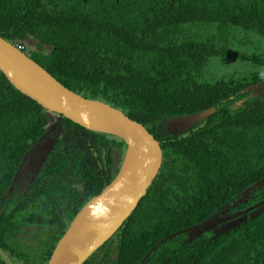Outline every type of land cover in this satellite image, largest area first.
I'll return each mask as SVG.
<instances>
[{
    "label": "trees",
    "instance_id": "16d2710c",
    "mask_svg": "<svg viewBox=\"0 0 264 264\" xmlns=\"http://www.w3.org/2000/svg\"><path fill=\"white\" fill-rule=\"evenodd\" d=\"M0 36L162 146L147 196L85 264H264V212L219 237L179 235L146 259L264 180V91L254 92L264 83V0H0ZM211 109L184 134L169 130L168 122ZM50 114L0 71V264H49L77 215L120 172L123 140L61 116L71 138L26 195L11 193ZM254 194L237 210L264 201V186Z\"/></svg>",
    "mask_w": 264,
    "mask_h": 264
},
{
    "label": "water",
    "instance_id": "95a60500",
    "mask_svg": "<svg viewBox=\"0 0 264 264\" xmlns=\"http://www.w3.org/2000/svg\"><path fill=\"white\" fill-rule=\"evenodd\" d=\"M0 71L18 91L49 113L63 116L88 131L117 137L127 145L120 172L115 180L81 210L49 261V264H85L121 230L147 196L164 162L162 146L145 126L109 104L84 98L69 90L27 53L20 51L1 36ZM262 91L264 83L254 89L257 94ZM215 112V109H211L190 117L174 119L168 123L169 130L173 134H184L188 129L205 122ZM55 143L52 141L45 149L46 153L42 155L43 161L36 174ZM263 186L264 180L246 191L243 194L244 199L241 198L243 203L248 202L257 188ZM238 205L239 203H235L232 208ZM263 212L264 201L231 217L229 220L233 221L226 226L224 234L250 218H257ZM218 221V216H215L201 225L169 237L158 244L146 259L160 246L179 235L188 234L194 240L211 232Z\"/></svg>",
    "mask_w": 264,
    "mask_h": 264
},
{
    "label": "flooded vegetation",
    "instance_id": "af4514ba",
    "mask_svg": "<svg viewBox=\"0 0 264 264\" xmlns=\"http://www.w3.org/2000/svg\"><path fill=\"white\" fill-rule=\"evenodd\" d=\"M65 129L68 130L66 133H65ZM70 131L71 130L69 129V127H66L62 124L61 116H58L57 120L52 121V124L47 134L40 140V143L36 144L32 148L30 154L24 159L23 164L21 165L20 170L15 177L14 185L12 186L11 193L15 191V188L16 190H18L20 194H24V195H26L31 190V188L33 187V185L35 184L38 178L40 170L44 166L43 165L42 168L39 170V173L36 174V171H38L39 169L40 163L43 161L42 155L46 153L45 149L49 147L52 141L56 142L51 151L52 153L53 150L59 145V142L61 140L68 141L67 139L71 138L70 134L73 133H70ZM92 154H95L94 150H92ZM114 155L116 158L118 157L116 150L114 151ZM235 203L236 204L239 203V205L236 208H232L233 206L227 205L224 210H222L220 213L216 215L218 216V220L220 221H218L216 227L211 231L215 237H219L224 234V230L226 229V226L230 224L231 221H233V220H229L231 217H235L236 215L245 212L247 210V209L237 210L241 205L244 204L242 199H238V201H236ZM233 210L236 212H232ZM185 235H187L186 242L192 241V239H190V236H188V234Z\"/></svg>",
    "mask_w": 264,
    "mask_h": 264
},
{
    "label": "rangeland",
    "instance_id": "374dc122",
    "mask_svg": "<svg viewBox=\"0 0 264 264\" xmlns=\"http://www.w3.org/2000/svg\"><path fill=\"white\" fill-rule=\"evenodd\" d=\"M262 46H264V41L260 42ZM229 70L227 69V66L222 70V73H228ZM57 115L50 114L51 121L57 120ZM255 195V194H254Z\"/></svg>",
    "mask_w": 264,
    "mask_h": 264
},
{
    "label": "built area",
    "instance_id": "2783aa9c",
    "mask_svg": "<svg viewBox=\"0 0 264 264\" xmlns=\"http://www.w3.org/2000/svg\"><path fill=\"white\" fill-rule=\"evenodd\" d=\"M20 51H23V52H25V50H26V48H25V46L23 45V44H17V45H15Z\"/></svg>",
    "mask_w": 264,
    "mask_h": 264
}]
</instances>
